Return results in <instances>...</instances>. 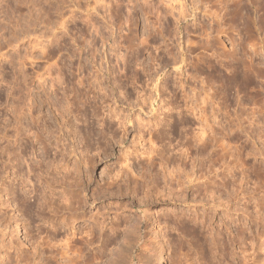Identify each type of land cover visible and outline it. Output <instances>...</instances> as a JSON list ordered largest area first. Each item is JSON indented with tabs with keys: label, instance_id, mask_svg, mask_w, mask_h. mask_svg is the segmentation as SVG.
Segmentation results:
<instances>
[{
	"label": "rangeland",
	"instance_id": "374dc122",
	"mask_svg": "<svg viewBox=\"0 0 264 264\" xmlns=\"http://www.w3.org/2000/svg\"><path fill=\"white\" fill-rule=\"evenodd\" d=\"M258 1L164 0V6L176 9L170 17L176 41L149 26L150 43L144 48L138 43L142 35L135 34L145 15L139 12L138 27L133 19L120 27L121 21L109 16L112 0H0V55L5 54L0 57V218L7 214L0 222L1 264L19 248L31 255L36 240L62 243L76 230V244L83 246L87 260L95 255V264H155L162 250L165 264H239L244 231L250 238L259 234L264 248V1ZM181 6L186 15L179 13ZM121 7L123 16L133 10L128 0ZM61 15L67 17L66 28L59 25ZM92 22L101 28L97 35ZM88 37L94 39L96 57L86 47ZM124 39L132 47L120 46ZM51 61L65 68L67 82L49 96L37 77ZM28 87L37 92L35 120L28 115ZM128 116L133 123L127 131L121 122ZM29 122L42 139L35 142L36 162L25 147ZM203 131L210 138L206 147L199 141ZM150 143L163 152L153 172L164 170L167 179L157 174L155 180H143L149 170L140 152L153 147ZM126 151L130 190L121 180L120 191L107 189ZM32 162L37 190L29 198L30 212L19 200L24 180L31 185ZM60 163L71 170L81 167L88 201L83 209L63 208V188L74 187L63 182ZM170 171L181 175L182 186L168 177ZM136 179L143 184L138 192ZM62 217L69 218L65 226ZM17 222L21 229L14 231ZM10 239L17 251L6 248ZM127 241L128 251L122 243ZM231 249L241 257H229Z\"/></svg>",
	"mask_w": 264,
	"mask_h": 264
},
{
	"label": "bare ground",
	"instance_id": "6f19581e",
	"mask_svg": "<svg viewBox=\"0 0 264 264\" xmlns=\"http://www.w3.org/2000/svg\"><path fill=\"white\" fill-rule=\"evenodd\" d=\"M129 1V3L131 2L132 3V12L131 11H129L128 10V14H126L127 15V17H126V19L124 20L123 18L126 16V15H122V4H123V2H124V0H112V3L111 4H109L110 5V7H109V5H108V9H109V16H110V18L112 19V22H114L113 20H117V21H123V23H121V22H119V24H120V27H121V24H122V26H123V24L124 25H126V27H127V25L129 24V23H132V19L134 20V22H135V24H136V27H138L139 25H138V23H139V12H141L143 15H145V24H143V28H141L142 29V34L140 33V28L137 30V32H136V37L140 34V35H142V38L140 37V41H138V38L136 39L135 38V36H134V38L138 41V43L140 42V44L141 45H143L144 46V48H145V46H146V43L150 40L149 39V37H150V34L148 33L147 35H146V32H150V31H148L147 29H148V27L149 26H151V27H153L154 28V30H155V28H156V30L159 32V33H161V34H165L166 36H168V38H169V40H172V37H173V39H174V35H175V32H174V28H175V26H174V24L171 22V19H170V17L172 16V15H175V13L173 12V10H176L175 9V7H172L171 6V8L172 9H170V8H168V7H166V6H164L165 4H164V0H128ZM218 1H220V2H225V3H228L229 1H233V2H236V4L237 5H241V0H218ZM260 1V0H259ZM258 1V2H259ZM262 1V0H261ZM260 1V2H261ZM264 1V0H263ZM262 1V2H263ZM98 2V1H97ZM257 2V1H256ZM182 4V3H181ZM227 5V4H226ZM172 10V11H171ZM74 12V11H73ZM183 12H184V9L182 8V6H181V8L179 9V13L182 15L183 14ZM124 13V12H123ZM126 13V12H125ZM140 13V14H141ZM216 13V12H215ZM180 14H179V16L177 17L178 19H179V17H180ZM184 14L186 15V13L184 12ZM66 15V14H65ZM65 15H61V18H62V21L59 23V25L62 27H65L66 28V25H67V17H65ZM185 15H183L184 17H185ZM216 15V14H215ZM2 16V15H1ZM73 16V15H72ZM217 16V15H216ZM219 16V15H218ZM71 17V15L69 16V18ZM141 17V16H140ZM72 18V17H71ZM123 20H122V19ZM177 18H175L174 19V16H173V19H174V21L175 20H177ZM181 19V18H180ZM141 20V19H140ZM3 21V20H2ZM178 21V20H177ZM116 22V21H115ZM133 22V23H134ZM11 23V22H10ZM144 23V22H143ZM118 24V25H119ZM140 24V23H139ZM171 24H173V27L171 26ZM176 24H177V22H176ZM3 25V24H2ZM98 24H96L95 22H92L91 23V26L95 29L94 31L95 32H93V30H92V32L93 33H96V35H97V33H100V30H99V28L100 27H98L97 26ZM113 25H115V23L113 24ZM130 25V24H129ZM132 25V24H131ZM141 25V24H140ZM3 26H5V25H3ZM125 27V28H126ZM128 27H130V26H128ZM173 29H172V28ZM4 27H2V29H3ZM92 28V29H93ZM52 29V28H51ZM61 29H63V28H61ZM101 29V28H100ZM121 29H123V28H121ZM131 29V28H130ZM130 29H128V30H130ZM132 29H133V27H132ZM131 29V30H132ZM177 29V28H176ZM175 29V30H176ZM180 29V28H179ZM179 29H177V30H179ZM4 30V29H3ZM54 30V29H53ZM53 30H51V32L53 31ZM155 30V31H156ZM123 31H124V29H123ZM125 31H126V29H125ZM92 32H91V34L90 35H92ZM133 32V31H132ZM134 32H135V30H134ZM139 32V33H138ZM157 32V33H158ZM178 32V31H177ZM1 33V32H0ZM3 33V32H2ZM53 33V32H52ZM15 34V33H14ZM1 35V34H0ZM53 35H56L57 36V34L55 33V34H53ZM94 35V34H93ZM95 35V36H96ZM122 35V34H121ZM129 34H127V35H125V36H128ZM139 35V36H140ZM146 35V36H145ZM177 35V34H176ZM4 36V35H3ZM3 36H0V38L1 37H3ZM42 38H43V36H41ZM97 37V36H96ZM95 37V38H96ZM130 37V36H129ZM128 37V38H129ZM5 38V37H4ZM3 38V39H4ZM59 38H62V35H61V37H59ZM91 38V37H90ZM89 37H88V39L87 40H85V42H86V47H88V48H90L89 49V51L91 52L90 53V55L93 57H96V55H95V52L94 51H92L93 50V48H92V46H94L93 45V43H94V39H93V37H92V39L93 40H91ZM123 37H121V39H122ZM127 38V37H126ZM128 38H127V40H128ZM134 38H132V39H134ZM2 39V38H1ZM40 39V38H39ZM56 39V38H55ZM130 39V38H129ZM13 39H11V41H12ZM57 40H58V38H57ZM60 40V39H59ZM175 40V39H174ZM14 41V40H13ZM12 41V42H13ZM43 42H44V40H42ZM42 41L40 40L39 42H41V44H42ZM50 41V40H49ZM125 41H126V39H124V41L122 40V41H118V42H120V46H122L123 48H129L131 45H130V43H129V45L130 46H128V47H126V44H125ZM176 41V40H175ZM8 42V41H7ZM10 42V41H9ZM45 42H47V43H49L48 41H45ZM174 42V41H173ZM181 42V41H180ZM179 42V43H180ZM54 43V42H53ZM134 43H135V41H134ZM134 43H132V44H134ZM148 43H150V42H148ZM172 43V42H171ZM170 43V44H171ZM182 43V42H181ZM189 43V42H188ZM118 44V43H117ZM139 44V45H140ZM174 44L176 45V47H179V46H177V44L174 42ZM138 45V44H137ZM172 46H173V43L171 44ZM179 45V44H178ZM43 46H48V45H43ZM169 46V45H168ZM13 47V46H12ZM118 47V46H117ZM121 47V48H122ZM132 47V46H131ZM176 47H174V48H176ZM181 47H182V45H181ZM190 47H191V45H190ZM168 48V47H167ZM180 48V47H179ZM1 49V48H0ZM171 49V48H170ZM173 49V48H172ZM126 50V49H125ZM128 50V49H127ZM126 50V51H127ZM48 52H50V50L48 51ZM51 52H52V50H51ZM170 52V51H169ZM172 52H174V51H172ZM172 52H170V53H172ZM2 53V52H1ZM53 53V52H52ZM51 53V54H52ZM126 52H124V54H125ZM184 53V52H183ZM54 54V53H53ZM123 54V53H122ZM126 55V57H127V54H125ZM125 55H122V57H121V55H120V59H124V61H125V65H126V61H127V59H125ZM174 55V54H173ZM4 57L5 56V54L4 53H2L1 55H0V57ZM53 56V55H52ZM176 56H177V54H176ZM130 57V56H129ZM175 57V56H174ZM7 58V57H6ZM46 58H48V56H46ZM52 58V57H51ZM173 58V57H172ZM8 59V58H7ZM129 59V58H128ZM178 59H180V58H178ZM177 59V61H180V60H178ZM49 60H50V58H49ZM0 61H2V60H0ZM131 61V60H130ZM182 61H185V58L183 57V59H182ZM25 62V61H24ZM47 62V61H46ZM53 61H51V63H52ZM123 62V61H122ZM129 62V61H128ZM162 62V61H161ZM45 64V66H44V69H43V67H42V69H43V72L41 73V74H39L38 75V77H37V79L40 81L41 80V82H39L38 80V85L40 86V87H43L44 89H42V91L43 90H46V91H48L49 93L47 94V92H45L44 94H47V95H49V94H52V92L53 91H56L55 89H57L58 88V86H59V88L62 86H64V84L67 82V80H66V77H67V72L65 71V68L64 67H62V66H60L59 65V63H52V64ZM1 64V63H0ZM1 66V65H0ZM125 67V66H124ZM126 70V69H125ZM2 73V72H1ZM128 74V73H127ZM158 74V73H157ZM1 75V74H0ZM3 75V74H2ZM1 75V76H2ZM126 75V74H125ZM0 76V77H1ZM127 76V75H126ZM2 78V77H1ZM3 79V78H2ZM98 79V78H97ZM1 80V79H0ZM83 80V79H82ZM115 80V79H114ZM158 80V79H157ZM33 81V80H32ZM81 81V80H80ZM1 82V81H0ZM3 82V81H2ZM1 82V83H2ZM98 82V81H97ZM33 83V82H32ZM35 83V82H34ZM80 83V82H79ZM78 83V84H79ZM82 83H83V81H82ZM81 84V83H80ZM98 84H100V83H97V86H98ZM157 84V83H156ZM33 85V84H32ZM82 85V84H81ZM34 87L36 86V85H33ZM39 86H37V87H39ZM102 86V85H101ZM37 87H36V90H37ZM57 87V88H56ZM84 87V86H83ZM20 88V87H19ZM18 88V89H19ZM29 88V87H28ZM82 88V87H81ZM31 91L32 90H34L35 88H29ZM66 89V88H65ZM106 89V88H105ZM105 89H104V91H105ZM20 90V89H19ZM29 90V91H30ZM81 90V89H80ZM35 91V90H34ZM38 91V90H37ZM85 91V90H84ZM101 91V90H100ZM44 92V91H43ZM76 92H77V90H76ZM83 92V91H82ZM37 93V92H36ZM36 93H35V95H36ZM78 93V92H77ZM81 93V92H80ZM86 93V92H85ZM31 95V98L29 99L28 98V100H27V102L28 103H30L28 106H29V111H30V114H28L29 116H31L30 118L31 119H33V120H35V117L36 116H34V111H33V108H35V106H34V102H35V104H38L39 102H37L36 101V97H35V95H33V91H32V93H30ZM43 94V95H44ZM54 94V93H53ZM57 94V93H56ZM84 94V92L82 93V95ZM107 94V93H106ZM105 94V95H106ZM41 95V94H40ZM39 96V95H38ZM44 96H46V95H44ZM50 96V95H49ZM49 96H46V97H49ZM53 96H55V95H53ZM87 96V95H86ZM109 96H110V94H109ZM18 97V96H17ZM57 97H58V95H57ZM76 97V96H75ZM85 97V96H84ZM104 97V96H103ZM40 98V97H39ZM38 98V99H39ZM82 98V97H81ZM80 98V99H81ZM86 98V97H85ZM48 99L49 98H46V100L48 101ZM79 99V98H78ZM43 100V99H42ZM50 100V99H49ZM84 100V99H83ZM21 101H23V100H21ZM29 101H31V102H29ZM39 101H40V99H39ZM86 101V100H85ZM37 102V103H36ZM43 102V101H42ZM45 102V101H44ZM26 104V103H25ZM51 104H52V102H51ZM69 105V104H68ZM28 106L26 107V108H28ZM65 106V105H64ZM67 106V105H66ZM14 108V107H13ZM62 108V107H61ZM65 108L66 107H64V109L62 110V111H64L65 110ZM68 109V111H69V108H67ZM26 113V112H25ZM116 113V112H115ZM118 113V112H117ZM18 114V113H17ZM65 114V113H64ZM67 114V113H66ZM120 114V113H119ZM113 115V114H112ZM18 116V115H17ZM27 116V115H26ZM62 116H63V112H62ZM40 117V116H39ZM38 117V118H39ZM118 117H119V115H118ZM123 116H121V118H122ZM28 118V116L26 117V119ZM29 118V119H30ZM120 118V117H119ZM40 119V118H39ZM38 119V120H39ZM124 119V118H123ZM122 119V122L121 123H123L125 126H123V124H122V127H124L126 130H127V128H128V126L130 125V124H132L133 123V118L131 119L129 116L127 117V118H125L124 120ZM139 119V118H138ZM37 120V118H36V121H38ZM20 121V120H19ZM139 121V120H138ZM35 122V121H34ZM33 122V123H34ZM39 122V121H38ZM141 121H139V123H140ZM37 123V122H36ZM143 123V122H142ZM17 125V124H16ZM135 125V124H134ZM140 125V124H139ZM142 125V127H143V125H144V127H146L145 126V124L143 123V124H141ZM8 126V125H7ZM28 131H31L29 134H27V136H26V138H27V140H26V143H25V147L26 148H30V151H31V159L34 161L35 160V162H36V159H37V155H36V148H35V142L36 141H40L39 139H41V137L39 138V135H38V133H36L34 130V132H32V129L33 128H35V126L34 127H32V122H29L28 123ZM27 126L25 125V127L27 128ZM147 126H148V124H147ZM20 127V126H19ZM47 127V126H46ZM207 127H208V125H207ZM45 128V127H44ZM20 129H22V128H20ZM45 129H47V128H45ZM129 129V128H128ZM19 130V129H18ZM126 130H124V131H126ZM202 130H204V129H202ZM205 130H207V129H205ZM16 131H17V129H16ZM24 131V130H23ZM39 131V130H38ZM128 131V130H127ZM208 131V130H207ZM21 132V131H20ZM202 133V135H203V137H201V138H199V141H201L202 142V144L203 145H205V147L206 146H208L209 145V140H210V138H209V136H206L205 135V133H206V131H203V132H201ZM8 134V133H7ZM16 134H19V132L18 133H16ZM24 134V133H23ZM42 134H40V136H41ZM201 135V136H202ZM22 136V135H21ZM199 137V136H198ZM26 138H24V139H26ZM140 138H141V136H140ZM18 139V138H17ZM24 139L22 140L23 142H24ZM42 140V139H41ZM151 140V142H155V141H152L153 139H150ZM151 144V143H150ZM153 145H154V143H152ZM151 144V146H153ZM156 144V143H155ZM150 147V146H149ZM153 147H154V149H153ZM153 147H150L149 149H145V147H144V151H142V152H140V155H142V157L144 156V155H146V156H144L143 157V159L145 158V163H146V165H147V170H149L147 173H146V175H144L143 176V180L144 179H147L146 177L147 176H152V178H154V180H155V177H156V175L158 174H160V175H163V177L165 178V179H167V177H166V174L164 173V170L162 171L161 169H156V171L155 172H153V169H155L156 167H157V164H158V162H157V156H161V158H163V152L162 151H159L158 150V148L157 149H155V146H153ZM20 149V148H19ZM22 149V148H21ZM28 150V149H27ZM45 150V149H44ZM64 150H66V149H64ZM72 150V149H71ZM12 152V151H11ZM128 152L129 151H126V155H124L125 157H124V160H123V162H122V167L120 168V170H118L117 172H115L113 175H111V181H108V187H107V189H111L112 190V188H114L115 186H117L118 188H119V191H120V189L123 187H121V184L122 183H120V180L121 181H124V184H125V186L127 187V189H129V187H130V185L129 184H131L130 182H131V180H130V176H129V172H128V170L129 169H127L130 165H128V159H130V156H128ZM9 153V152H8ZM26 153H27V151H26ZM133 153V152H132ZM15 155V154H14ZM20 155H21V153H20ZM130 155V154H129ZM139 155V154H138ZM16 156V155H15ZM22 156V155H21ZM68 156V155H67ZM71 156V155H70ZM23 157V156H22ZM27 157H29V156H27ZM20 159V158H19ZM64 159V158H63ZM78 160V159H77ZM19 161V160H18ZM25 161V160H24ZM21 162V161H20ZM27 162V161H26ZM31 162V161H30ZM85 162V161H84ZM162 162H164V160L162 161ZM162 162L160 163L161 165H163L162 164ZM166 162V161H165ZM23 163V162H22ZM52 163V162H51ZM57 163V162H56ZM63 163V162H62ZM65 163V162H64ZM78 163V162H77ZM40 164V163H39ZM123 164H124V166H123ZM58 165V164H57ZM60 165H61V168L65 171L64 172V174H63V182L64 183H68L70 186H73L74 187V189L72 188V190L71 189H65V188H63L64 190H63V198H62V195H61V198L63 199L61 202L62 203H64V209H72L73 210V208H75L76 210L77 209H80V208H82L83 209V207L85 206V203L86 204H88L87 202V198H86V196H87V194H86V196H85V194H83L84 192L83 191H85V188H86V186H87V184H86V180H83V178H82V175L80 174V168H74L73 170H71L70 169V167H69V165H62L61 163H60ZM40 166V165H39ZM38 166V167H39ZM55 166H56V164H55ZM153 168V169H152ZM44 170H46V169H44ZM167 170V169H166ZM29 172V173H28ZM28 180L29 181H27V182H29L31 185H29V186H27L26 185V179L24 180V183H25V185H23L22 186V191H21V193L23 192V197H21V199L19 200V201H21V204L20 205H22V208L24 207V209L26 210V211H30L31 212V207H30V205L31 204H29L30 203V199L29 198H31L32 196H34V195H32L34 192H36V187H35V184H34V180H33V177H34V175H36V167L34 166V164H33V162H32V164L30 163L29 164V166H28ZM45 172V171H44ZM173 172V173H172ZM170 171L169 173V175H168V177H171V179L174 181V180H179V179H181V178H179L180 176H178V174L176 175V174H174L175 172L174 171ZM39 173V172H38ZM59 173V172H58ZM61 174V173H60ZM159 175V176H160ZM37 176H38V174H37ZM158 176V177H159ZM178 176V177H177ZM44 177V176H43ZM110 177V176H109ZM199 177V176H198ZM150 179H151V177H149ZM188 179H189V181L191 182V181H193V179L191 178V176H189L188 177ZM46 180V179H45ZM71 180V181H70ZM88 180V179H87ZM91 180V179H90ZM135 180V179H134ZM147 180H149V179H147ZM147 180H145V181H147ZM152 180V179H151ZM170 180V179H169ZM186 180V179H185ZM198 180V179H197ZM139 181V180H138ZM137 181V179H136V181H134V189L136 188V191L139 189V188H141V186L143 185L142 183L140 184L139 182ZM180 181H182V180H179V182H177L178 184H181V186H182V182H180ZM188 181V180H187ZM91 182V181H90ZM89 182V183H90ZM155 182V181H154ZM172 182V181H171ZM170 182V183H171ZM185 182V181H184ZM195 182V181H194ZM50 183V182H49ZM55 183V182H54ZM53 182H52V184H54ZM174 183V182H173ZM23 184V183H22ZM172 184V183H171ZM177 184V185H178ZM141 185V186H140ZM145 185V184H144ZM49 186V185H48ZM69 186V187H70ZM146 186V185H145ZM168 186H169V184H168ZM71 188V187H70ZM117 188V189H118ZM143 189V188H142ZM142 189H139V190H142ZM150 189V188H149ZM130 190V189H129ZM144 190H146V189H144ZM148 191V190H147ZM54 192V191H53ZM87 192V191H86ZM125 192V191H124ZM138 192V191H137ZM13 193H14V191H13ZM41 193V192H40ZM113 193V192H112ZM20 194V193H19ZM39 194V193H38ZM49 195V194H48ZM94 195V194H93ZM147 195V194H146ZM43 196V195H42ZM53 196V195H52ZM44 197V196H43ZM93 197H95V195L93 196ZM97 197H98V195H97ZM44 199V198H43ZM53 199V198H52ZM46 200V199H45ZM60 200V199H59ZM95 200H96V198H95ZM48 201V200H47ZM56 201V200H55ZM69 202V203H65V202ZM45 202V201H44ZM20 203V202H19ZM47 203V202H46ZM54 201L53 200H51V202H50V200L48 201V206H49V208H53V210L55 211H57L58 209H57V205H54ZM43 204H45V203H43ZM58 204V203H57ZM59 206H61L60 204H58ZM63 205V204H62ZM77 205V206H76ZM41 206V205H40ZM46 207H47V204L45 205ZM2 209H3V207H1ZM61 208V207H60ZM1 209V210H2ZM62 209V208H61ZM52 210V209H51ZM52 210V211H53ZM60 210V209H59ZM75 210V211H76ZM32 211H33V208H32ZM53 211V212H54ZM61 211V210H60ZM63 211H65V210H63ZM63 211H62V214H63ZM74 211V212H75ZM3 212V211H2ZM1 212V213H2ZM6 212V211H5ZM7 213V212H6ZM27 213V212H26ZM25 213V214H26ZM36 213V212H35ZM28 214V213H27ZM31 214V213H30ZM55 214H56V212H55ZM83 214V213H82ZM5 215V214H4ZM4 215H1V216H3V218L1 219L0 218V222H3L6 218H4V217H6V215L4 216ZM59 215V214H58ZM75 215V214H74ZM64 216H66L65 215V213H64ZM69 216V215H68ZM83 216H84V214H83ZM82 216V217H83ZM13 217V216H12ZM71 217H73V215H71ZM79 217V216H78ZM8 218V217H7ZM17 218V217H16ZM15 218V219H16ZM63 218V217H62ZM61 218V219H62ZM14 219V220H15ZM67 219H69V218H63L62 220H61V222H62V225L63 226H65V225H67L68 223H67ZM7 220V219H6ZM46 220V219H45ZM48 220V219H47ZM50 220V219H49ZM11 221V220H10ZM56 221V220H55ZM58 221V220H57ZM51 222V221H50ZM50 222H48L49 224H51ZM23 223V222H22ZM44 223V222H43ZM59 223V222H58ZM57 223V224H58ZM52 224H53V222H52ZM70 224V223H69ZM105 224V223H104ZM53 225H55V223L53 224ZM59 225V224H58ZM97 225V224H96ZM3 226H5L6 228H7V226H8V224L6 225H3ZM51 226V225H50ZM129 226V227H128ZM128 226L126 225V228H129V230L128 231H130V226L132 227V225H129L128 224ZM37 227H38V225H37ZM53 227H55V226H53ZM58 227V226H57ZM40 228V227H39ZM56 228V227H55ZM114 228H115V226H114ZM124 228H125V225H124ZM123 228V229H124ZM19 229H21L20 228V226H19V222H17V223H15V229H14V231H16V230H19ZM27 229V228H26ZM91 229V228H90ZM115 230V229H114ZM127 230V229H126ZM30 230H27V232L28 233H30L29 232ZM39 231H40V229H39ZM75 231V230H74ZM88 231V230H87ZM92 231V230H91ZM13 232V231H12ZM21 232V231H20ZM76 232H77V230L73 233V232H71V233H73V235H69L68 234V236L69 237H66L65 238V236H64V238L65 239H63L62 240V243L61 242H59V243H55L54 241L53 242H51V241H45V239L43 238V240H44V242H38L37 240H36V242L38 243V245H36L35 246V251H32V252H34V253H32L31 252V255H29L28 253H27V251H26V253L24 252L25 250H23V248H22V252H21V250H19L18 249V252L16 253V255H17V257H16V255H15V257L13 258V256H12V258L13 259H10V258H8L6 261H4V262H2V264H95L96 263V261L94 262V256L92 257V259L91 260H87L86 258H85V253H84V248H83V246H80V245H77L76 243H77V239L79 238H77V239H75L74 237H75V235H78V234H76ZM93 232V231H92ZM123 232H125V231H123ZM127 232V231H126ZM245 232V231H244ZM244 232L243 233H240V237H239V239H240V242L241 243H243L242 245L240 244V248H241V251H242V253H243V255H241L242 256V260L240 261V263L239 264H262V262H263V260H262V250L264 249H262V246H263V242H260V240H259V234H254V236H252V238H250L247 234L246 235H244ZM39 233V232H38ZM37 233V234H38ZM86 233V232H85ZM89 233V232H88ZM127 233H130V232H127ZM126 233V234H127ZM132 234H133V232H131ZM246 233V232H245ZM34 234V233H33ZM36 234V235H37ZM81 234V233H80ZM89 234H91V233H89ZM126 234L124 233V237H126ZM14 236H15V234H13ZM65 235V234H64ZM81 235H83V234H81ZM128 235V234H127ZM131 235V234H130ZM239 235V234H238ZM33 235H32V233H31V237H32ZM67 236V235H66ZM84 236V235H83ZM92 236V235H91ZM12 237V236H11ZM60 237H61V235H60ZM81 237V236H80ZM13 238V237H12ZM42 238V237H41ZM51 238V237H50ZM55 238V237H54ZM82 238V237H81ZM80 238V239H81ZM89 239V235H88V237H86V239ZM130 238V237H129ZM129 238H128V240H129ZM250 238V239H249ZM260 238H261V236H260ZM36 239H37V237H36ZM86 239H84L83 238V241L84 240H86ZM87 239V240H88ZM125 239V238H124ZM238 239V238H237ZM60 240V239H59ZM90 240H92L91 238H90ZM232 240V239H231ZM61 241V240H60ZM80 241V240H79ZM83 241L81 242V243H83ZM93 241V240H92ZM124 241V240H123ZM126 241V240H125ZM5 242V241H4ZM89 242V241H88ZM87 242V243H88ZM94 242V241H93ZM116 242V241H115ZM239 242V243H240ZM2 244H3V242H1ZM14 243H15V241H14ZM14 243H13V240H9V242L7 243V241L5 242V246H6V248L7 249H12V248H14L15 247V245H14ZM124 245H123V250L125 249L126 251H128V241L125 243V242H122ZM233 243V242H232ZM36 244V243H35ZM35 244H33V245H35ZM85 244V243H84ZM83 244V245H84ZM95 244V243H94ZM231 244V243H230ZM18 245V244H17ZM131 245V244H130ZM234 245V244H233ZM233 245H231V246H233ZM21 246V245H20ZM89 246V245H88ZM230 246V247H231ZM242 246V247H241ZM2 246H1V244H0V248H1ZM4 247V246H3ZM86 247V246H85ZM120 247H122V245L120 246ZM228 247V246H227ZM31 249H32V247H30ZM15 250H16V247H15ZM115 250V249H114ZM162 250V249H161ZM235 249H233V251H232V249H231V251H230V255H229V257L230 256H232V257H234V259L235 258H238V257H241L240 256V254H238L239 256H237V251H234ZM8 251H10V250H8ZM17 251V250H16ZM30 251V250H29ZM113 251V250H112ZM123 252V251H122ZM122 252L120 253V254H122ZM125 252V251H124ZM165 251H161V252H159L160 254H159V256L157 257V259H156V263L155 264H165L166 263V260H167V258H166V256H165V253H164ZM229 252V251H228ZM126 253V252H125ZM241 253V254H242ZM9 254V253H8ZM38 254V256H40V258H39V260H38V258H37V255ZM94 254H96V253H94ZM99 253H97V255H98ZM124 254V253H123ZM93 255V254H92ZM7 257H8V255H6ZM1 257V256H0ZM6 257V258H7ZM97 257V256H96ZM102 257V256H101ZM101 257H99L100 259H101ZM228 257V258H229ZM232 257H231V259H232ZM102 261V260H101ZM100 261V262H101ZM238 261V262H239ZM99 262V259H98V261H97V263ZM113 262V261H112ZM116 262L114 261V264H115ZM0 264H1V261H0ZM110 264H113V263H110Z\"/></svg>",
	"mask_w": 264,
	"mask_h": 264
}]
</instances>
